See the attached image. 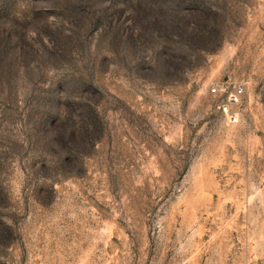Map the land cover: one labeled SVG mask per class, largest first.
I'll use <instances>...</instances> for the list:
<instances>
[{
  "label": "rangeland",
  "instance_id": "1",
  "mask_svg": "<svg viewBox=\"0 0 264 264\" xmlns=\"http://www.w3.org/2000/svg\"><path fill=\"white\" fill-rule=\"evenodd\" d=\"M0 264H264V0H0Z\"/></svg>",
  "mask_w": 264,
  "mask_h": 264
},
{
  "label": "built area",
  "instance_id": "2",
  "mask_svg": "<svg viewBox=\"0 0 264 264\" xmlns=\"http://www.w3.org/2000/svg\"><path fill=\"white\" fill-rule=\"evenodd\" d=\"M243 89L242 86H237V88H235L232 92H230L227 96V101L229 103H233L237 101V98L240 96V94L242 93ZM223 109H226V105L223 106Z\"/></svg>",
  "mask_w": 264,
  "mask_h": 264
}]
</instances>
